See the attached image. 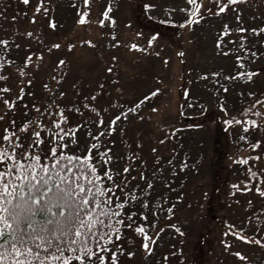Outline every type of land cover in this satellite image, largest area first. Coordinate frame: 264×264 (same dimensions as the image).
<instances>
[{"label": "trees", "instance_id": "trees-1", "mask_svg": "<svg viewBox=\"0 0 264 264\" xmlns=\"http://www.w3.org/2000/svg\"><path fill=\"white\" fill-rule=\"evenodd\" d=\"M35 1L36 0H28V3L24 4L23 0H0V39L9 41L8 45H0V75L6 78L14 68L17 70L18 67H22L25 64V57L29 53H32L31 56L40 51L43 53L44 49H41V47H44L42 44L40 45L41 47L37 46L39 41L38 37L41 34L47 36L46 33L44 34V31L42 32L43 27L30 28L27 30L20 28L23 24H28V19L30 20L32 18L31 15L34 11ZM103 1H105V3L100 4L97 0H94V3H98V5L101 6L99 9L100 14L99 16L97 14V18L103 20V17H105L103 9L107 6L110 12V18L112 19L110 31L116 33L118 29L116 15L121 8V4L125 3V1L117 0L118 3L116 5H109L106 4V0ZM175 1H180L181 5H169ZM261 1L264 2V0H243L242 4H236V6L230 8V4H226V0H224L222 1V3L225 4L223 11H220L219 6H215L216 3H214L208 11H200L202 15H200L198 19L193 18L191 26H183L187 34L186 37H188L184 38L187 45L181 43L179 34H176L174 30L183 28L180 25L188 16L186 11L181 10L189 7L186 0H168L166 5L169 6H164L161 10L155 8V6L158 7L155 4H164L165 2L162 0H157V2L154 1V5L147 3L151 6L149 12L154 9L158 10H155L157 12L153 11L157 17L154 18L153 15H149L148 12V15H146L149 16V18H145V22L143 20L135 21L137 26H139L136 29L133 27L132 23H127L125 27L128 30H126L127 32L125 31L126 35L124 36L127 40L111 37L106 27L100 31V33L106 35V37L109 35L108 43L113 46V48L121 46V42L123 41V46L128 45L126 47L127 50L129 48L128 51L130 55L131 45L136 44L139 46L136 49V55L126 62L129 63V65L124 70V72H126L125 75L121 74L122 63L119 65L118 61L113 60L114 56L111 57L108 55L104 58H99L96 55L95 57H89L88 51H96L95 44L93 43L87 44L86 47L83 45L86 49V53L83 59L78 56L79 60L74 63H68L69 59L61 58V56L57 57L56 62H47L51 55L56 53L51 50L48 52L46 51L42 54V58L52 67H57L51 69V73L64 75L65 78L68 77L71 79L70 85H65L64 83V97L57 95L56 102L60 104V106L63 105L62 108L71 104L82 109L80 113H73L71 115L70 123L80 124L81 120L85 122L87 121L85 119L89 120L92 111L91 106L96 107L100 116L113 114L110 119L119 117V119H115V122L111 125L114 129L111 134L117 133L116 136L119 139H112L107 131H104V134L100 137L101 141H106L107 147L110 150L108 155L112 157V161L109 165L112 166L111 164L114 163V167L118 169L121 166V160L119 155L115 153L117 151L118 154H120L122 149L123 153L120 155L124 158L126 157L127 151H123V146L127 144L126 134L128 132H136L137 129L142 130L143 127H146L147 129L145 128L141 132V135L148 136V139H146L144 143L148 144L149 140H151L150 138H153L154 131L150 129L149 119L159 114L160 110L168 105L164 100L165 95L168 93L167 87L162 83L165 79L164 77L168 78V70L171 69L172 64V61L167 57L176 53V55L181 58L179 72L180 76H183L182 80L184 79V83H182V86L180 85L178 90V106L176 107L178 111V124H176L177 126L173 125L168 128H163V130L157 129L156 146L158 147H156L157 149H155V152H157L163 164L167 162L171 163L175 171L174 176L176 177L174 182L177 181L176 183H178L181 180L183 182L180 183L185 185L187 180L190 179L191 183L189 185V190L193 192L192 188L199 187L201 185L199 181L202 182L204 179L207 180L206 174L208 171L211 172L214 169L213 164H211V158H209L211 149H209V146L212 147V145H209V142L212 140L213 133L211 132V126L206 124L207 120L213 117L221 123L222 131L219 133L221 136L227 133L228 130L233 132L235 130V123L228 125L226 120L228 121V119L232 118V114H235L239 109L241 110L243 104L244 106L249 103L252 104L256 98L257 94L255 95V91L252 89L253 82L255 81V73L258 72L257 69H255V62H259L260 64L264 62V4H262ZM38 2L41 3L42 9L44 7L48 8L47 14L52 17L56 15L55 11L62 9V11L68 15L63 18L66 21H72V24L75 23L77 26L79 24L78 19L80 15H85L86 20L87 9L90 8V6V9L95 7L92 0H89L88 4H84L83 0H38ZM32 8L33 11H28ZM37 13L39 16L42 14V12ZM237 16L239 19H237ZM53 18L55 19H53V23H55L56 16ZM34 20L31 19V21ZM9 21L19 22L20 24L14 26V24ZM49 22L50 18L48 19V23ZM82 24H84V22ZM86 25L88 24L86 23ZM225 25L228 26L227 29H225ZM92 27L86 29V31L91 32ZM239 27H243L245 31H236ZM252 28H259L261 31L253 33L249 31V29ZM144 30L148 32V35L145 36L146 39L145 37L143 38L142 35ZM167 30H172L171 36L174 37L175 43L172 41L171 43L175 47L171 48V51H169L170 53L166 54V58L160 56L162 53L160 50L158 52L149 53L153 46V42L149 44L148 41L152 40L156 35L160 37L162 34H165ZM29 32L32 34L31 36L28 35ZM221 33H223V35H221ZM129 34L130 37L128 36ZM131 34L133 35L132 38ZM32 36L36 37L33 45ZM242 36L245 38L243 41L240 39ZM50 40L54 43L56 42V39ZM218 40L220 41L219 46L217 45ZM260 41L262 43H260ZM12 43L18 46H13ZM54 43L52 44L54 45ZM76 47L72 43L71 49L67 48V50L74 54ZM141 48L147 49V57L141 55ZM154 48L158 49L155 45ZM4 49H7V51ZM53 50H58V48L54 47ZM225 52H227V54H224ZM253 52L256 53L255 56H253ZM249 55H252L253 58L250 59ZM12 56L19 59H14L12 66L7 67L4 61ZM208 56L210 58H206ZM202 57L206 60L202 61ZM237 57L240 59L238 60ZM164 59L166 60L164 61ZM60 60L64 61L62 65H58V61ZM241 64H243V67H241ZM109 68L112 69L111 72L107 71ZM117 69H119L120 74L113 72L117 71ZM160 69L162 71L158 72L157 70ZM129 72L131 76L126 78L130 75ZM156 72H158L157 76ZM213 73H216V75H213ZM237 73H241V75H237ZM251 76L253 77L251 78ZM0 83L2 85L4 84L3 81ZM157 89H159V91H156ZM249 93H252V95H249ZM49 95L50 93H48V95L43 92L36 93L29 103L31 105L35 100L36 104L37 102H41V104L49 103L50 101L47 99ZM92 95H95V100H89L88 104L90 107L84 108V98ZM17 96H19L20 99H17ZM17 96L13 99L14 111L12 113L10 112L12 108L9 109L10 111L6 110L8 114L10 113L11 117L6 120H0L3 124L0 131L8 126L10 120H14L16 125L19 126L23 116L30 117L35 114L34 110L25 111L23 108V105H25L29 99H25L19 94H17ZM3 97L4 91L0 88V100H3ZM73 101L76 103H73ZM2 106L5 107L6 105L3 104ZM153 109H155V111ZM22 112L23 114H21ZM238 112L240 113L242 111ZM90 122L91 121L88 122L87 129L81 125V127L75 130V133L89 139V137L84 135L85 131L91 132L92 134H95L97 131L96 126ZM108 122L105 125H107ZM163 122L166 123L168 121L163 120ZM203 125H207L206 128L209 126L207 132L204 130L201 131ZM227 125L228 127L226 128ZM100 129L104 130V127ZM120 131L121 133H119ZM231 132L230 134L234 142L237 141L239 144V142L244 141L242 140L243 136H241L240 140H235L233 137L235 133ZM207 144L208 146H206ZM253 146L254 145H249V147H247L245 145L242 149L249 148V150L254 151ZM103 147H105V145L101 143V148ZM163 147L168 150L167 153H164V150H162ZM131 149L133 148L131 147ZM205 164L208 165L206 174L204 172ZM240 167L244 166L240 165ZM132 174L134 173L132 172ZM226 182L225 179L218 184L221 187V184H225ZM184 199H186L185 194L180 195V202H183ZM161 212V209L156 210L157 215ZM166 212L167 209L165 208L163 213ZM160 216H163V214ZM165 218L166 217H161V222L158 220V217H146V219L143 220L137 219L138 225H147L145 232L149 236L148 245L152 249L150 253L142 247L143 237L138 233H136L137 238L133 239V241L130 238L128 241L126 238L124 240L120 238L119 241H115V243L120 244L121 248H123L122 242L127 243L124 246V252L122 254L118 252V256H120L119 259H121L119 261L120 264H135L137 260L140 259V256H138V254L136 256L135 254V249L137 248L134 247L137 242H140V249L143 253L142 256L146 258L143 264H207L208 261L214 264L219 260L222 250L218 252L216 249V244L220 236L218 230L222 224L224 225L227 223V217H209L212 221L214 220L212 227H204V232L199 230V232L202 233L200 237L197 235V231L191 235V243L189 241V245L195 247V250L191 254L193 259L190 257L188 260L186 257L187 252H184L179 244L172 246L169 250H167V248L160 250L161 245L165 246V244L160 241L157 243L158 234L161 232L159 236H164L165 234L171 236V232L175 231V229H171L172 226L175 228V223L166 222ZM231 218H234V220H231ZM229 220L230 226L243 228L236 217H229ZM193 221L194 220L188 222L187 220L188 223ZM188 228L194 230V227L191 225L185 227V229ZM185 229L181 227L180 232L173 234L172 237H178L180 239L179 242H183ZM127 231L132 230L127 229ZM215 232H217L216 235L214 234ZM122 235H124V232H122ZM211 235L214 236L216 240H212L210 238ZM185 240L187 241L188 239L186 238ZM129 244L133 252L131 257L127 255V250H125L127 246L130 247ZM207 246L210 247L207 248ZM164 251L166 252L164 253ZM200 255L203 256V260L200 258ZM215 264H219V261Z\"/></svg>", "mask_w": 264, "mask_h": 264}, {"label": "rangeland", "instance_id": "rangeland-1", "mask_svg": "<svg viewBox=\"0 0 264 264\" xmlns=\"http://www.w3.org/2000/svg\"><path fill=\"white\" fill-rule=\"evenodd\" d=\"M124 1L125 3L121 4V8L118 10V13L116 15V23L118 26L116 33L110 31L112 26V19L110 18V12L107 6H105V8L103 9V13H107V16L103 17L104 24L100 25L97 22L99 19L97 18V14L99 16V9L101 6H99L98 3H94V0H92V3L95 5V7L90 9V6V8L87 9V18L84 24L79 23L77 26L75 23L72 24V21H66L63 17H66L68 15L67 13L62 11V9L55 11L56 15L54 16H56V22L53 23L54 16L52 17L48 14L44 15L43 12L39 16V14L33 11L32 8L28 11H33L31 17L34 16L36 18V21H31V19H28V24H23L22 26H20V28L27 30L30 28L33 29L36 27H43L42 32L44 31V34L46 33L47 36L41 34L38 37L39 41L37 43V46H40L42 44L44 48H42L41 46L40 47L41 49H44L43 53L46 51L48 52L49 50L56 53L51 55L49 61L47 60V62H56L57 57L59 56H61V58L69 59L68 63H74L78 61V56L83 59L84 54L86 53L85 47L89 43H82V41H91V43L95 44L96 51H88V56L95 57L97 55L99 58H104L108 55H110L111 57L114 56L115 59L113 60L118 61L119 65L122 63L121 74L125 75L126 72H124V70L129 65V63L126 62H128L131 57H134V55H136L137 48L130 47L131 55L128 51L129 48L127 50L126 47L128 45L123 46V41L121 42V46L113 48V46L109 45L108 43L109 35L121 40H127V38L124 37L126 35L125 31L128 30L125 27L126 24L130 22L133 24V27L135 29L139 27L137 26L135 21L143 20L145 22V18H149V16H147V13L150 10V5H154V1L157 2V0ZM162 1L165 3L162 5L156 3L155 5H157L158 7L155 6V8L161 10V8H163L164 6L181 5L180 1L172 2L169 5H166L168 0ZM222 1L224 0H221V2ZM97 2H99L100 4L105 3V1L103 0H97ZM200 2L202 3V8L198 11L201 12L205 11V8L209 10V8L212 7L214 3H216L215 0H200ZM242 2L243 0H235L234 3L230 4V8L236 6V4H242ZM37 3L38 0L34 2L35 5ZM117 3V0H106V4L109 5H116ZM147 3L150 5H148ZM261 3L264 4V2L262 1ZM157 9L152 10L151 8L152 11L149 12V15H153V17L156 18L157 15H155V12L158 11ZM153 11L155 12L153 13ZM49 18L50 22L54 24V27L49 26ZM9 22H12L14 26H18L20 24L19 22L14 21ZM86 23L88 25H86ZM90 27H92L91 32H87L86 29H89ZM104 27L109 30V35L107 37L106 35L100 33V31ZM174 30L176 31V34H179L181 43L187 45L184 39L188 38L186 37L187 34L185 33V28L183 27L181 29L178 28ZM171 31L172 30H167L166 33L168 34H162L160 37L158 35L154 36L153 38L151 37L153 46L151 47L149 53L158 52L160 50L162 52L160 56H164L166 58V54L170 53L169 51H171V48L175 47L171 43V41L175 43L174 37L171 36ZM142 35L144 38L148 35V32L144 30ZM128 36L130 37V34ZM132 36L133 35L131 34V38ZM32 39L33 43H30H32L33 45L36 37L32 36ZM50 39H56L55 43L59 45V47H57L58 50H53L54 47L52 46V43L54 42H52ZM72 43L75 47L77 46L74 54H72L71 51L69 52L67 50L68 45H72ZM260 43L262 42L260 41ZM146 44L148 45L147 42ZM12 45L18 46L15 43H12ZM154 45L158 49H155ZM43 53L42 51H40L39 53L30 56L26 64H24L22 67H18L17 70L14 68L13 71H10L5 80H0V82H4L3 85L0 83V88L4 91L3 99H9V101L13 104V99L17 96V94H19L21 97L29 99L25 103V105L30 106L29 102L34 98L36 93L43 92L48 95L49 92L43 87V85L47 84L50 89H54L58 93L60 91H63L64 83L65 85L71 84V79H69L68 77L65 78L64 75H59L60 77H62V79L59 80V84H56V82L51 79V77L57 76L56 74L51 73V69H55L57 67H52L51 65L47 64V62L42 58ZM141 55H145L147 57V49L141 48ZM167 58L172 61V64L171 69L168 70V78L164 77L165 79L162 84L167 87V92L169 93H167L164 98L168 105L163 107L160 110L159 114L154 117L152 116L149 119L150 129L154 131L153 138H150L151 140H149L148 144L144 143V141L148 139V136L141 135V132L146 127H143L142 130L137 129L136 132H128L126 134L127 147L123 146V151H127L126 157L124 158L122 155H120L123 153L122 149L120 154H118L117 151L115 153L119 155L121 166L127 164L129 167V173L132 177H134V179L129 181V186H134L137 189H144V191L147 193L146 198L148 200V207L142 209L133 208L132 211L134 213H137L138 215V212L142 210L145 214V217H158V220L160 222L161 217H166V222H174L175 228H173L172 226L171 229H175V231L171 232L172 235L168 236V234H165L164 236H159V234L161 233L160 232L158 234L157 243L160 241L165 244V246L161 245L160 250H164L166 248L167 250H169L172 246L179 244L181 249H183L184 252H187V260L191 257L192 252H194L195 250V247L189 245V241L191 243V235L193 233H196L197 231V235L200 237L202 235L201 232L205 231L204 227H212V223L214 222V220L212 221L211 218L227 217V223L224 225L222 224L218 230L220 236L216 244V249L218 250V252L222 250L220 252V257L218 260L219 264H264V196H261L260 192L257 191V189H260V191H264V105L255 104V101L257 99L264 97V62L263 64L255 62V69H257L258 71L255 73V81L252 85V89H254L255 95L257 94L255 100L252 102V104L249 103L245 106L243 104L241 110H238L242 112L239 113L237 111L235 114H232L231 119H233L234 121H239L234 122L235 124L232 123L234 124L235 129L233 132L236 135L235 136L233 134V137L235 140H240L241 136H243L242 140L244 141L239 142V144L237 141L234 142L230 134L231 131L229 130L227 131V133L221 136V134H219L222 131L221 123H219L213 117L208 119L206 124L211 126V132L213 133V137L211 138L212 140L211 142H209V145H212V147L209 146V149L211 148L209 158H211V164H213L214 169L211 172L208 171V173L206 174L208 165L205 164L204 172L208 179H204L202 182L199 181L201 185L199 187L197 186L192 188L193 192H190L189 185L191 183V180L188 179L185 185L180 183L183 182L181 180L178 183H176L177 181L174 182L176 180V177L174 176L175 171L173 170L171 163L167 162L163 164L162 160H160V158L158 157L157 152L153 151V149H157L156 147H158L156 146V137L158 134V130H163V128H168L170 126L178 124V111L176 110V107L178 106V90L180 88V85L182 86V83H184V79L182 80L183 76H180L179 72L181 58L177 56L176 53L169 55ZM206 58L210 57L208 56ZM249 58L251 59L253 58V56L249 55ZM14 59L19 58H16L14 56H12L11 58H7L8 63L6 64V66L11 67L12 63H14ZM165 60L166 59H164V61ZM204 60L206 59L202 57V61ZM124 63L126 64V66ZM21 69L24 70L23 75L21 74ZM157 71L160 72L162 70L160 69ZM113 72L120 74L119 69ZM158 72H156V76ZM129 74L130 75L127 74L128 76L126 78H129V76H131L130 72ZM252 77L253 76H251V78ZM27 80H31V83H26L25 81ZM20 89H23V91L21 92ZM29 92H31V95L28 94ZM44 96L43 98L45 99L46 96ZM73 103L76 102L73 101ZM37 104L39 105L41 104V102H37ZM2 105L3 100H0V120L9 119L11 117L10 113L8 114L6 110H10L9 108H7V106L4 107ZM14 109L15 108L12 107L10 112L12 113ZM253 113H259L260 115H253ZM21 114H23V112ZM90 114V119H85L87 120L86 122L93 121L97 118L96 112L91 111ZM112 116L113 114H110L108 116L101 115L100 118L103 121H106L103 124L99 125V127H105V124L110 120V118H112ZM252 119L257 120V125L254 127L250 123H248L247 127H245V123ZM163 120L168 122L164 123ZM227 124L229 125V123ZM228 125L226 126V128L228 127ZM2 126L3 124L0 122V128ZM206 126L203 125L201 131L204 130L205 132H207L209 126L207 128ZM119 133H121V131ZM116 134L117 133L110 134L111 138L119 139ZM76 136L80 137L82 141L86 140V137L78 135V133L76 134ZM101 143L104 144L105 147H107V143L105 140H102ZM245 145L247 147H249V145H254V151L249 150V148L243 150L242 147H244ZM206 146H208V144ZM131 147L133 149H131ZM162 150H164V153L168 152L165 147H163ZM93 152H95V149H93ZM133 156L135 157L134 160L132 159ZM111 165L112 166L108 165V167L115 166L114 163ZM240 165H243L244 167H240ZM120 167L118 169H120ZM132 172L134 174H132ZM129 173H125L124 175H128ZM141 173H143L145 180L151 182V188H148L145 185V181L140 179ZM225 179L227 182L225 184H221V187L223 188L222 189L218 183L224 181ZM182 194H185L186 199H184L183 202H180L179 198ZM165 208L167 209V212L163 213ZM157 209L162 210L159 215H157L156 213ZM161 214H163V216H160ZM229 217H236L243 228L241 229L236 226H230ZM133 218L137 219V216H134ZM187 220L188 222H190L191 220L194 221L188 223ZM231 220H234V218H231ZM188 224L193 226L194 230H191V228L185 229L186 226L189 227ZM181 227L185 229V237L183 235V242H179L180 239L178 237H172L173 234L177 233L176 229H180ZM257 229H259V231H257ZM199 230H201V232H199ZM123 232L124 235H121V238L123 240L126 238L128 241V239L130 238L133 241V239L137 238V234L133 231H127V229H125L123 230ZM214 234L216 235L217 232H215ZM242 237H246V239H243ZM186 238L188 239L187 241L185 240ZM210 238L212 240H216L212 235L210 236ZM255 239H261L262 243L260 245H257L254 242ZM122 243L124 249V246L127 243ZM139 243L140 242H137L135 244L136 246L134 247L137 248L135 249L136 256L137 254L138 256H140V259L137 260L135 264H143L146 260V258L142 256L143 253L140 249L141 244ZM129 246L130 247L127 246L125 249L127 250V252L132 250L130 244ZM209 247L210 246H207V248ZM166 251H164V253ZM237 252L240 253V256L235 255ZM119 258L120 256H118L117 254V264H120L119 261L121 259ZM200 258L203 260V256L200 255ZM207 264H211V262L208 261Z\"/></svg>", "mask_w": 264, "mask_h": 264}, {"label": "snow or ice", "instance_id": "snow-or-ice-1", "mask_svg": "<svg viewBox=\"0 0 264 264\" xmlns=\"http://www.w3.org/2000/svg\"><path fill=\"white\" fill-rule=\"evenodd\" d=\"M83 2L88 4L89 0ZM234 2L226 0L228 4ZM23 3L27 4L28 0H23ZM186 3L189 7L181 10L186 11L188 16L181 27L191 26L193 18L198 19L202 15L198 11L202 8L200 0H186ZM215 6L223 11L221 0H216ZM34 11L44 15L48 13L47 7L42 9L40 2L34 6ZM104 15L107 16V13ZM83 22L85 15L81 14L78 23ZM97 22L104 24L102 19ZM49 26L54 27V24L50 22ZM224 27L227 29L228 26ZM236 31L244 32L245 29L239 27ZM249 31L258 33L261 29L252 28ZM28 35L32 34L29 32ZM240 39L243 41L245 38L242 36ZM85 42L91 44V41H82ZM219 43L218 40V46ZM8 44V40L0 39V45ZM53 47L59 45L54 44ZM71 47L69 44L68 48ZM131 47L139 46L133 44ZM255 54L253 52V56ZM31 55L29 53L25 57V64ZM63 63V60L58 61V65ZM20 71L23 75L24 70ZM5 79L0 75V80ZM51 79L59 84L62 77L57 74ZM25 82L30 84L31 80ZM43 87L50 93L47 98L50 102L23 105L25 111L34 110L35 114L23 116L19 126L10 120L8 126L0 131V264H117V254H122L124 249L115 241L120 240L124 229L142 235V247L150 253L149 236L145 232L147 225L137 224V219H146L145 214L142 210L138 215L132 211L133 208L148 207L147 193L144 189L129 186L134 177L129 173L127 164L120 169L108 167L112 161L108 155L110 150L101 148L100 137L104 131L111 134L114 130L111 125L119 117L110 119L101 130L99 125L104 121L96 107L91 106L97 118L90 123L96 126L97 131L95 134L85 131L84 135L89 139L82 141L75 130L81 125L87 129L88 122H69L71 115L80 113L82 109L71 104L61 108L56 96L64 97L65 93H57L47 84ZM28 94L31 95V92ZM17 99L20 97L17 96ZM89 100L94 101L95 95L84 98V108L90 107ZM3 104L9 109L13 107L9 99H3ZM255 104L264 105V97L257 99ZM234 122L239 121H227L229 124ZM248 123L255 127L257 120L247 121L245 127ZM140 179L148 188L152 187L143 173ZM257 191L264 196V191ZM176 231L180 232V229ZM254 242L260 245L262 240L255 239ZM127 255L131 257L133 252L128 251ZM235 255L240 256V253Z\"/></svg>", "mask_w": 264, "mask_h": 264}]
</instances>
